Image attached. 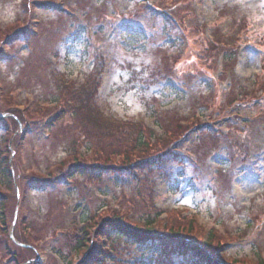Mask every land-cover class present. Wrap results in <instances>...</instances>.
Listing matches in <instances>:
<instances>
[{
  "label": "rangeland",
  "instance_id": "obj_1",
  "mask_svg": "<svg viewBox=\"0 0 264 264\" xmlns=\"http://www.w3.org/2000/svg\"><path fill=\"white\" fill-rule=\"evenodd\" d=\"M89 86L116 126H74L60 100ZM258 123L264 0H0V264H85L91 246L97 264H196L188 238L264 264ZM116 216L154 243L111 242Z\"/></svg>",
  "mask_w": 264,
  "mask_h": 264
},
{
  "label": "trees",
  "instance_id": "obj_2",
  "mask_svg": "<svg viewBox=\"0 0 264 264\" xmlns=\"http://www.w3.org/2000/svg\"><path fill=\"white\" fill-rule=\"evenodd\" d=\"M61 17H62V15H61ZM129 17L131 18V20H133V15H131ZM153 20L155 21L154 17H153ZM154 21H150L148 18L146 21V24L148 22L150 25L153 24L152 26H154V23H153ZM60 23H62V22H60ZM64 26H66V23L64 24ZM58 29L59 28H57V30ZM67 29L68 28L65 27L64 30L67 31ZM57 30H56V33L48 31L47 41L53 40V42L56 41V43H58V41H60L59 38L62 37L63 31L60 32V29L58 31ZM37 41L40 42V40H37ZM55 50H56V52L58 51V49H55ZM163 69L167 70L165 68H163ZM92 90H93L92 86H89V88L88 87H81L80 91H76V89L69 87V93H70L69 97H68V95L65 96L63 94V97L61 98L60 101H62L63 99H66V103L70 108V112H72L73 120H75V121H73L74 126L78 127V128H82L86 132H94V133L97 131H100L101 129L107 130L108 128H110L112 126H116V121H114L113 118L108 117L107 114L103 110L96 108L95 103H94V99H93V94H92L94 91L92 92ZM55 117H57V116H55ZM255 128L261 132L264 130V124L258 123L255 126ZM152 157L150 156V157L145 158L141 163H138V165H141L144 162L147 163L148 160H150ZM151 161H153V159L150 160L149 162H151ZM3 164H5V165H3ZM3 164H2L3 167L1 170V174H2L3 180H8L12 177V170H11L10 164H8L7 160ZM3 215H4V213H3ZM2 225H4V221H3ZM102 225H103L102 231L105 230L108 232L106 234V236L109 237L111 242H114V239L113 238L111 239L110 237L116 236V237H124V238H126V240L132 241L134 243L151 241L153 244L154 243L153 240L155 238H153L154 235H152V231H155L157 229V227L152 225V222H151V223L144 224V226L147 227V229H145V231H140L138 228L131 226L130 224H128V222H126L125 220H123L122 218H120L118 216L112 217V218H106ZM184 232L190 233L189 231H186L185 228H182L181 226H177V225H173L172 228L169 230V233L171 235H175V236H179V237L181 234H184ZM186 235L188 237L191 236V234H186ZM180 241H181L182 246H186V248H187V246H189V250L191 251V253H193L191 260H195L196 264H198V260H200L201 263H203L206 260L207 264H224L220 259H217V260L215 259L216 260L215 261L208 254V251L205 248L210 249L212 247L211 245H208L206 243H201V244H199L197 242L194 243L189 238H188V240L185 239L183 241L182 240H180ZM83 243H84V240L81 241V243L78 246H75L74 249L75 250L80 249L81 247H83V245H84ZM87 243L88 242H85L84 247H86L88 245ZM152 244L150 246H152ZM156 246H157V243H156ZM86 248H87L86 249L87 255L83 259L85 264H87V263L88 264H97L98 262H100L102 260L104 253H103L101 248L100 249L98 247L93 248V246L86 247ZM105 250H106V248H105ZM170 254H171V252L168 251V249H166L165 246L162 247V245H161L160 247H157L156 250L153 251L152 256L150 258H151V260L154 261V260L161 258V257L164 258V256H165V258L167 259L170 257ZM196 260H197V262H196Z\"/></svg>",
  "mask_w": 264,
  "mask_h": 264
},
{
  "label": "bare ground",
  "instance_id": "obj_3",
  "mask_svg": "<svg viewBox=\"0 0 264 264\" xmlns=\"http://www.w3.org/2000/svg\"><path fill=\"white\" fill-rule=\"evenodd\" d=\"M240 188L237 187V190H239Z\"/></svg>",
  "mask_w": 264,
  "mask_h": 264
}]
</instances>
